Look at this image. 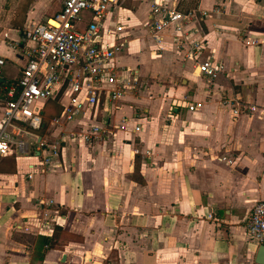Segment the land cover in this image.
I'll list each match as a JSON object with an SVG mask.
<instances>
[{
    "label": "crops",
    "instance_id": "obj_1",
    "mask_svg": "<svg viewBox=\"0 0 264 264\" xmlns=\"http://www.w3.org/2000/svg\"><path fill=\"white\" fill-rule=\"evenodd\" d=\"M170 1L206 11L192 37L203 43L200 58L225 71L211 80L195 72L169 28L161 48L150 37L149 0H118L112 18L128 40L115 64L136 87L112 119L125 115L140 129L95 147L66 139L43 166L48 146L73 127L51 122L65 99L45 101L41 127L17 135L23 152L0 156V264H257L245 221L264 199V0ZM14 6L0 19V89L25 63L24 28L62 0ZM225 98L257 109L233 115Z\"/></svg>",
    "mask_w": 264,
    "mask_h": 264
},
{
    "label": "built area",
    "instance_id": "obj_2",
    "mask_svg": "<svg viewBox=\"0 0 264 264\" xmlns=\"http://www.w3.org/2000/svg\"><path fill=\"white\" fill-rule=\"evenodd\" d=\"M115 9L118 0H62L58 12L24 28L23 42L18 48L25 63L19 77L0 89V156L8 154L13 146L23 152L25 141L17 135L23 125L34 130L41 127L40 111L50 99H65L51 122L73 123V127L61 130L48 146L40 161L43 166L49 165L66 139L95 147L112 140L119 132L124 141L140 129L138 123L130 127L125 115L118 121L112 119L117 102L136 87L135 81L120 76L123 69L115 64L128 40L125 25L112 18ZM149 13L148 33L159 48L163 31L169 28L170 37L184 50L183 58L192 61L195 72L211 80L225 71L223 62L212 56L200 58L203 43L192 37L196 18L206 11H180L170 0H149ZM3 63L0 57V75ZM222 104L233 115L257 109L232 98L223 99ZM199 105L200 102H194L187 108L193 111ZM258 112L262 115L261 110ZM136 117L139 115L133 114L131 119ZM245 235L256 244H264V199L253 203L245 221Z\"/></svg>",
    "mask_w": 264,
    "mask_h": 264
},
{
    "label": "rangeland",
    "instance_id": "obj_3",
    "mask_svg": "<svg viewBox=\"0 0 264 264\" xmlns=\"http://www.w3.org/2000/svg\"><path fill=\"white\" fill-rule=\"evenodd\" d=\"M17 1L19 2V0H0V19H5L6 16H7V13H9V12H11V11L16 9L14 4ZM124 1H125V3L128 6H131L132 4H136L137 3L136 0H124ZM141 2H144V1H141ZM140 5H142V4H140ZM40 17H42V16H40ZM148 62L149 63L146 66H149V67L153 68V65L151 64L152 62L151 61H148ZM139 68H140V71L142 72L141 65L139 66Z\"/></svg>",
    "mask_w": 264,
    "mask_h": 264
},
{
    "label": "water",
    "instance_id": "obj_4",
    "mask_svg": "<svg viewBox=\"0 0 264 264\" xmlns=\"http://www.w3.org/2000/svg\"><path fill=\"white\" fill-rule=\"evenodd\" d=\"M254 262L264 264V244H259L255 253Z\"/></svg>",
    "mask_w": 264,
    "mask_h": 264
}]
</instances>
